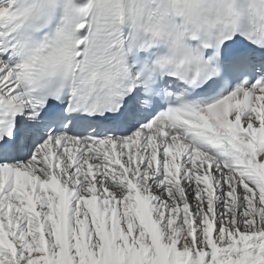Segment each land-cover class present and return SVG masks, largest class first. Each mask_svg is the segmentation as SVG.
<instances>
[{"label":"snow or ice","instance_id":"obj_1","mask_svg":"<svg viewBox=\"0 0 264 264\" xmlns=\"http://www.w3.org/2000/svg\"><path fill=\"white\" fill-rule=\"evenodd\" d=\"M0 264H264V0H0Z\"/></svg>","mask_w":264,"mask_h":264}]
</instances>
